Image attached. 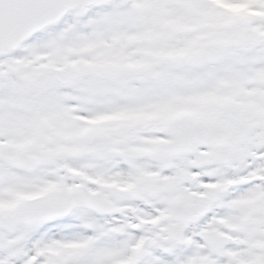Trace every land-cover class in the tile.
Here are the masks:
<instances>
[{
	"label": "snow or ice",
	"instance_id": "1",
	"mask_svg": "<svg viewBox=\"0 0 264 264\" xmlns=\"http://www.w3.org/2000/svg\"><path fill=\"white\" fill-rule=\"evenodd\" d=\"M0 264H264V0H0Z\"/></svg>",
	"mask_w": 264,
	"mask_h": 264
}]
</instances>
